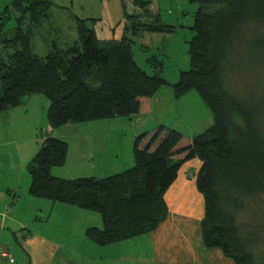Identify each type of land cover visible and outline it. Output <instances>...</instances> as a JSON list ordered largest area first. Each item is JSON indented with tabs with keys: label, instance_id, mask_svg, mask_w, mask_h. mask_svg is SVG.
Wrapping results in <instances>:
<instances>
[{
	"label": "trees",
	"instance_id": "trees-1",
	"mask_svg": "<svg viewBox=\"0 0 264 264\" xmlns=\"http://www.w3.org/2000/svg\"><path fill=\"white\" fill-rule=\"evenodd\" d=\"M187 1L199 6L190 27V69L171 86L177 99L196 91L212 114V125L195 136L156 126L135 138L134 166L105 178L53 176V169L66 165L69 145L50 135L28 164L29 193L100 214L103 229L89 228L86 237L106 247L149 234L165 222L169 189L183 165L198 159L202 166L196 186L205 200L204 246L221 250L235 264H258V229L248 230L242 216L248 214L249 202L264 195L261 105L258 99L232 94L228 80L236 51L249 43L257 50L264 45V0ZM149 4L134 0L130 12L124 6V14L141 20L143 12L151 13ZM53 6L48 0H13L0 15V112L20 106L27 96L43 95L49 101L51 130L151 113L156 95L169 85L162 77L164 64L151 57L148 63L154 70L149 75L135 60V41L126 35L119 41L100 40L89 26L96 19L78 18L76 44L62 50L54 43L46 58L34 53L26 22L38 27ZM13 19L17 26L7 31ZM132 28L135 35L141 30L174 32L173 26L157 19L135 22Z\"/></svg>",
	"mask_w": 264,
	"mask_h": 264
},
{
	"label": "rangeland",
	"instance_id": "rangeland-1",
	"mask_svg": "<svg viewBox=\"0 0 264 264\" xmlns=\"http://www.w3.org/2000/svg\"><path fill=\"white\" fill-rule=\"evenodd\" d=\"M48 1H51L54 5L51 9L50 17L43 20L38 27H31L29 21L26 22L25 25V27L31 31V43L34 53L41 58H46V56L51 53L52 45L54 43H56L57 47L62 50L77 43L78 18L84 20L96 19L97 22L94 24H91L90 22L89 26L95 29L100 40L106 42L119 41L126 35L135 41V45L133 46L135 60L149 75H153L154 69H152L153 66L151 67V65H149L148 60L153 56L159 57L160 62L164 64L162 77L168 81L170 86V83L175 84V82H178L182 71L190 69L188 49L189 42L194 36V32L190 27L194 24V16L199 8L198 5L191 4L187 0H143L144 2H150L151 13L143 12L141 15L143 19L140 20L139 18L127 19L124 14V6H126L128 12H130L134 0ZM12 2L13 0H0V15L5 7ZM137 11L138 10L136 9V12ZM150 14H152V18H150ZM156 19L162 24L173 26L174 32L154 33L141 30L138 31L137 35L133 34L132 27L135 22L138 24L140 22L152 23ZM16 26L17 23L15 19H13L8 23L6 29L7 31H12ZM234 58L236 59L235 67L234 70H232L233 72L229 74L230 77L228 80L229 90L232 94L238 97L258 99L261 105V121L264 125V45L261 49L259 48V50H257L254 47V43H249L242 52L239 51V53H237L236 51ZM167 86H164L163 88L165 89ZM161 90L159 92H161ZM163 91L164 90H162V92ZM175 99L178 102L174 101V97H171L170 101H168L169 104L173 105V111L171 110L172 113L168 115L171 118L177 115L180 119L177 121L171 120V124L173 125L171 128L174 129L179 126V132H182L187 136H195L206 131L212 125L213 122L209 124L208 122H205V114L209 109L196 91L189 92L185 96ZM48 108L49 101L45 96L30 95L23 98L20 106L11 108L7 112H0V155L9 156V167H7L9 172H5L7 177L5 180L7 179L8 183L12 182V184L16 183V185L22 186V190L26 189L27 186H31L32 179L27 167L38 153L42 143L47 137L50 135L54 136V134L57 136L65 135V138L71 140L70 143H68V145L70 144L69 147H71L70 158L75 156L73 151L76 153L75 147L77 143H75L76 138L74 137L77 136L76 132L81 130L82 126L80 125L83 124H70L51 130L47 115ZM2 115H7V118L2 117ZM161 115L163 116V113H161ZM161 115L153 114L154 117H160ZM142 116L144 117V115ZM137 117L86 123L88 125L94 124V129H97V131L92 133L86 132V134L88 133V136L93 135L95 137V139L92 140L95 142L94 147L96 148L98 145L99 148L100 140L97 138L101 137L100 131H102L104 127H108L112 134L116 131L123 130L124 133L122 132V134H126V136H124L128 137L131 132L129 129L132 125L131 121L135 125V121H138ZM150 118L151 114L145 119L148 121ZM111 121H115V124H110L109 122ZM83 130L85 131V129ZM124 144L127 145V142ZM111 152L112 151L109 152L105 150L106 155H104V157L109 156V153ZM81 156V162L78 165L79 168L76 166L73 167V163L70 162V160L64 169L75 170L76 176H79L80 178H85L82 176L91 177L90 174L93 173L90 171V168L93 166L96 167L98 163H102V160L100 159V149H97L96 151L94 150L93 163H85V160H82ZM28 158L29 160L27 162L26 170L24 171L22 166ZM96 159H99L98 162ZM200 163L201 161L195 159L184 164L179 171V174L183 175L182 177L188 181L196 182V175L200 169ZM3 171H6V168ZM58 171L59 176H67L64 173L63 168H60ZM79 177H77V179ZM65 179L69 178L67 177ZM20 192L18 191V194L21 195ZM27 193L28 191H25L24 194H22L23 197L28 195ZM55 204H58V210H60L59 207H69L77 211L76 214H74L76 220L75 225H73L71 230L73 232L72 236L75 243H80V247L84 249L83 254L86 253L84 246L91 245V241L87 240L84 242V234L81 236V230H83L82 226L86 224L84 225L86 228L92 227L103 229L101 215L91 211L72 208L71 206L62 203ZM248 206L250 207L249 212L242 216V220L248 222V230L253 231L258 229V232H256L258 239L254 249V255L258 264H264V195L256 201L249 202ZM65 218V215L62 216L60 222L63 223ZM260 226H262V229L260 228L259 230ZM146 240H148L147 237H142L127 242L125 246L104 250L109 252L110 257L111 255H114L118 258L121 256L128 258V260H120L119 264H146L142 261L136 262L138 260V252L144 251L147 253L149 250L148 247H141L146 245ZM94 247L96 249L97 246L94 245ZM104 254L107 255V253L102 252V250L98 252L97 250H94L92 255V259L94 260L92 263L98 264L99 257ZM109 264L116 263L111 260Z\"/></svg>",
	"mask_w": 264,
	"mask_h": 264
},
{
	"label": "crops",
	"instance_id": "crops-1",
	"mask_svg": "<svg viewBox=\"0 0 264 264\" xmlns=\"http://www.w3.org/2000/svg\"><path fill=\"white\" fill-rule=\"evenodd\" d=\"M170 84L173 85L174 83ZM166 88L162 89L163 92L161 90L162 93L159 92L156 95L153 109L149 113L151 118L148 121L145 118L149 114L144 115V117H137L138 121H135V125L131 121L132 125L129 127L131 132L129 136L127 135L128 137H125L126 134H122L123 130L112 134L108 127H104L100 131L101 137L97 138L100 140V147L98 148L97 145L95 148V142L92 141L95 137L92 134V136H88V133L97 131V129H94V124L80 125L82 126L81 130L76 132L77 136L74 137L76 138L75 143H77V145L75 144L76 153L73 151L75 156L70 158L71 147H69L67 163L71 160L73 167L79 168L81 155H83L81 158L85 160V163H93L94 150L100 149L102 163L90 168L93 173L90 174L91 177H108L132 168L135 164L133 155L135 138L159 125L173 127L171 120L177 121L180 119L177 115L172 118L168 115L172 113L171 110L173 111V105L168 102L170 98L174 97V101H178L175 99L173 89H171L172 86L169 85ZM161 113H163V116ZM153 114L161 116L154 117ZM205 116V122H208V124L213 122L210 111ZM2 117L7 118V115H2ZM114 122L109 123L113 124ZM178 128L179 126L174 129L178 130ZM86 132L88 133L86 134ZM53 137L67 143L71 141L65 138V135L57 136L54 134ZM125 142H127V145L124 144ZM104 149L109 152L112 151L109 156L104 157L106 155ZM28 160L29 158L25 160L22 166L24 171ZM96 160L98 162L99 159ZM8 161V155H0V245L14 257L15 262L11 263L8 259H0V264H93L92 255L94 250H97V252L102 250V252L107 253V255L104 254L99 257L98 264H109L111 260L119 264L120 260L124 261L128 258L122 256L118 258L114 255L110 257L109 252L104 249L109 250V248L125 246L127 242L142 237H147L148 240H146V245L141 247H148L149 250L147 253L144 251L138 252L136 262L142 261L146 264H235L221 250L207 249L204 246L201 235V222L205 215V200L198 191L196 182L186 180L181 174H179L166 195L169 216L155 231L106 247H100L91 242V245L84 246L86 253L83 254L84 249L80 247V243H75L71 231L73 225H75L76 217L74 214L77 211L69 207H59L60 210H58V204L31 196L29 186L22 190V186L16 185V183L12 184V182L8 183L7 179L5 180L7 178L5 172H9L7 169L9 167ZM65 166L61 168L67 176L58 175L60 168L53 169L52 175L64 179L67 177L77 179L79 177L76 176L75 170H65ZM201 166L202 163H200L199 168ZM5 168L6 171H3ZM17 190L21 191V195L18 194ZM25 191H28V195L23 197L22 194ZM61 215L66 216L65 220H62L63 223L60 222ZM84 225L82 226L81 236L84 234L83 240L86 242L88 240L86 231L89 228ZM94 245L97 246L96 249Z\"/></svg>",
	"mask_w": 264,
	"mask_h": 264
},
{
	"label": "built area",
	"instance_id": "built-area-1",
	"mask_svg": "<svg viewBox=\"0 0 264 264\" xmlns=\"http://www.w3.org/2000/svg\"><path fill=\"white\" fill-rule=\"evenodd\" d=\"M0 259H8L11 263L15 262L14 257L6 251L2 246H0Z\"/></svg>",
	"mask_w": 264,
	"mask_h": 264
}]
</instances>
